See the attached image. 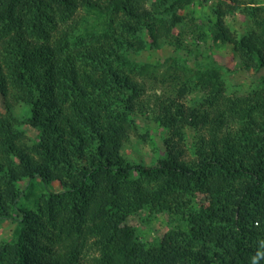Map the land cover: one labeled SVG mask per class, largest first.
Masks as SVG:
<instances>
[{
    "label": "trees",
    "instance_id": "1",
    "mask_svg": "<svg viewBox=\"0 0 264 264\" xmlns=\"http://www.w3.org/2000/svg\"><path fill=\"white\" fill-rule=\"evenodd\" d=\"M198 1L206 26L195 0H0V264H264V4ZM217 45L259 81L230 91ZM140 123L155 162L123 155Z\"/></svg>",
    "mask_w": 264,
    "mask_h": 264
},
{
    "label": "rangeland",
    "instance_id": "2",
    "mask_svg": "<svg viewBox=\"0 0 264 264\" xmlns=\"http://www.w3.org/2000/svg\"><path fill=\"white\" fill-rule=\"evenodd\" d=\"M154 0H151L153 2ZM258 4H264V0H256ZM191 11H194L195 16L198 18V20L204 24L207 25V20L210 19V16L202 6H200V2L198 0H195V3L193 4V7H189ZM238 19V25L243 26V23L245 25V20L240 18ZM232 28L237 29V25L233 26ZM198 41L192 40L190 38L188 41H186L187 45L189 46V49L193 52H185L186 54H191L190 61L192 64L187 63L190 68L195 69L198 66L199 57H197V52L195 51V46ZM209 39L208 43L206 45H201L203 47V51L208 52L209 49ZM215 57L218 59V62L220 65H222L224 70H228L229 75L225 76V79L227 83L229 84L230 91H242L245 89H248L251 85L256 84L259 81L260 74L254 73V72H248L246 70H242L240 59L234 56L230 49H228L222 45H217L214 47ZM184 53V52H182ZM202 53V52H201ZM180 54L179 56H181ZM173 55V49L172 47H165L161 52H154V51H146L143 52L141 56H138V58L143 61L147 62L150 65H157L158 68H161L163 64H166V59L170 57H174ZM186 56H182L180 62L186 63ZM196 59H198L196 61ZM195 60V61H194ZM168 65V63L166 64ZM170 65V63H169ZM27 109L24 108V106L21 108H18L17 112L19 115H24L27 113ZM0 111H3V103L2 99L0 97ZM29 135L32 138L36 137V132H30ZM166 137V131H164L158 124L149 123L148 125L139 124L138 126V134H132L129 141L124 146L123 155L124 157L129 161H136L139 159L144 160L146 163H152L157 161L159 156L163 155V149H162V142L163 139ZM24 185V183H23ZM51 187V186H50ZM42 186L38 183H35L34 189L35 193L30 194L29 196L32 197L35 195V197H32L30 203H27V200L25 203L29 207H34L35 199L38 195H40ZM54 188H59L57 183H54ZM52 189V188H51ZM32 191L31 189H28ZM138 222L140 221L141 229H146L148 233H154V231H158V234L162 233V230L164 228L165 220L161 216L152 215L150 213H147L140 218L135 219ZM136 221V222H137ZM14 230V225H10L9 223H5L4 225L0 226V239H4L9 237ZM155 231V232H156Z\"/></svg>",
    "mask_w": 264,
    "mask_h": 264
}]
</instances>
